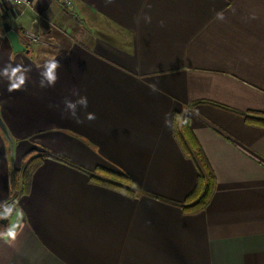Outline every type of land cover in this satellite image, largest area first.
<instances>
[{
    "label": "crops",
    "instance_id": "0c3cea01",
    "mask_svg": "<svg viewBox=\"0 0 264 264\" xmlns=\"http://www.w3.org/2000/svg\"><path fill=\"white\" fill-rule=\"evenodd\" d=\"M30 1L34 9L0 3V113L15 138L11 153L0 129V218L15 205L0 224V264H264V126L243 115L264 114V0ZM6 22L30 52H14ZM51 59L56 83L41 87ZM9 64L30 69L20 90L8 91ZM80 96L82 124L64 104ZM179 112L216 176L197 213L173 203L198 178L174 133ZM31 150L129 173L143 192L128 196L46 157L30 191L14 196L13 171Z\"/></svg>",
    "mask_w": 264,
    "mask_h": 264
},
{
    "label": "trees",
    "instance_id": "16d2710c",
    "mask_svg": "<svg viewBox=\"0 0 264 264\" xmlns=\"http://www.w3.org/2000/svg\"><path fill=\"white\" fill-rule=\"evenodd\" d=\"M20 35L22 36L21 33ZM24 42L29 48L32 46L31 43ZM243 115L248 123L264 126L263 113L247 111L243 112ZM190 121L188 113H175L174 133L185 155L194 159L197 165V183L184 200L173 203L180 206L185 213H197L203 211L211 201L216 188V176L199 139L191 127ZM46 157H52L73 165L86 172L92 182L122 192L128 196L136 197L139 193L143 192L129 173L104 166H97L90 170L84 169L62 155L52 152L37 153V150H31L23 156L22 167L13 171L12 188L14 196L27 194L30 191L33 174ZM154 196L157 198L161 197Z\"/></svg>",
    "mask_w": 264,
    "mask_h": 264
},
{
    "label": "clouds",
    "instance_id": "9594fccd",
    "mask_svg": "<svg viewBox=\"0 0 264 264\" xmlns=\"http://www.w3.org/2000/svg\"><path fill=\"white\" fill-rule=\"evenodd\" d=\"M110 2V0H108ZM150 7V5H149ZM217 19L223 20V13H217ZM146 22L151 23V17L148 15L144 16ZM59 65V62L56 59H51L46 62L43 70L41 71V87H50L54 86L57 80L56 69ZM10 69V73H9ZM28 68H23L21 65H16L13 67L11 64L4 68L5 75L7 76V80L9 81L8 91L12 92L15 90H20L23 85L26 83L25 73L29 71ZM65 112L70 115L72 119H74L78 124H82L84 122L83 119L78 115V106L87 109L88 107V98L87 96H80L79 99L73 101L70 99H65ZM96 114L92 112H87L84 119L88 121H94L96 119ZM166 126L169 124V121L166 119ZM187 123V121H185ZM6 213H10V209L5 210ZM7 236L11 238H15V231L13 229H9L7 232Z\"/></svg>",
    "mask_w": 264,
    "mask_h": 264
},
{
    "label": "water",
    "instance_id": "95a60500",
    "mask_svg": "<svg viewBox=\"0 0 264 264\" xmlns=\"http://www.w3.org/2000/svg\"><path fill=\"white\" fill-rule=\"evenodd\" d=\"M4 28L11 40L14 52H21L26 51L30 52L29 47L22 43L20 40V36L16 30H14L9 23H4ZM0 129L3 133L4 138L7 140L8 143V149L11 153H14L15 150V138L12 135L9 127L7 126L6 122L3 120L1 113H0ZM7 209H10V213H6L3 217L0 218V224H3L4 226H7L9 219L13 215V212L15 210V205L10 204Z\"/></svg>",
    "mask_w": 264,
    "mask_h": 264
},
{
    "label": "built area",
    "instance_id": "2783aa9c",
    "mask_svg": "<svg viewBox=\"0 0 264 264\" xmlns=\"http://www.w3.org/2000/svg\"><path fill=\"white\" fill-rule=\"evenodd\" d=\"M4 2L16 3L18 6L31 7L32 9H34L30 0H0V3H4ZM59 2L67 8L72 9L74 7L73 0H59ZM37 15L39 18H42V16L39 13H37ZM51 28L52 31H58L64 34L66 33V31L60 28L58 25L52 24ZM26 35L34 43L43 44L47 42V38L44 37L41 33H39L36 29L34 30L29 29L28 31H26Z\"/></svg>",
    "mask_w": 264,
    "mask_h": 264
},
{
    "label": "rangeland",
    "instance_id": "374dc122",
    "mask_svg": "<svg viewBox=\"0 0 264 264\" xmlns=\"http://www.w3.org/2000/svg\"><path fill=\"white\" fill-rule=\"evenodd\" d=\"M68 34H69V33H68ZM69 36H71V34H69ZM67 38L69 39V37H67ZM23 39H25V38H23ZM14 157H15V158H14ZM13 158L15 159L14 161H15V164H16L17 161H18V160H17V156L14 155ZM21 162H22V157H21ZM15 169H16V168H15Z\"/></svg>",
    "mask_w": 264,
    "mask_h": 264
}]
</instances>
